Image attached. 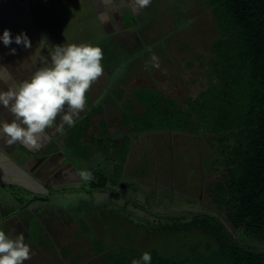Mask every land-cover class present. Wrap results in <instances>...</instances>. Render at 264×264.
I'll list each match as a JSON object with an SVG mask.
<instances>
[{
	"label": "crops",
	"instance_id": "obj_1",
	"mask_svg": "<svg viewBox=\"0 0 264 264\" xmlns=\"http://www.w3.org/2000/svg\"><path fill=\"white\" fill-rule=\"evenodd\" d=\"M183 2L152 0L150 6L139 9L134 0H0V37L5 29L10 30L13 41L15 36L24 32L32 44L31 49H25L15 42L5 47L0 40V80L7 78L10 73L14 79L9 84H14L30 78L36 68L47 66L46 61L42 62L39 58L34 64L29 60L37 47L42 48L41 56L48 59L53 46L73 43H91L101 47L104 54V74L88 92L87 106L74 127L65 126L62 132H57L55 126L47 129L40 146L35 149L20 143L9 147L6 138H0V229L9 224V230L15 232L22 229L24 236H30L32 218L36 215L45 217L48 213V210L37 205L50 202L54 184L73 182V179L83 183L77 170L89 163L95 162V171H99L100 164H107L110 168L119 165L117 158L121 156L120 151L115 149L112 142L131 138V131L133 135L138 134L134 131L136 125L125 120V111L129 109L131 112L130 105L134 106L131 114L133 118L136 114L146 115L149 111V99H138V91L142 94L146 88L166 85L164 91L175 98L177 107L183 110L191 108L187 104V97L194 101V96L179 98L174 96V92L178 87H185L186 76H194L195 73L185 70L176 77L185 78L181 83L179 78L175 80V77H171L169 71L155 70L152 65L154 61L165 60L166 68L173 66L170 62L172 52L173 56L185 58L191 55L184 37L177 35L179 30L184 31L186 26L194 23L201 3L199 0H189L184 11L179 12L176 7ZM169 20L172 23L171 34H155L159 29L163 31V28L168 27ZM10 48L16 49L15 55L9 54ZM189 82L192 81L188 80L192 86L193 83ZM0 90H7L3 81H0ZM188 91L194 94L195 89ZM0 116L8 122L14 118L2 105ZM103 126H106L107 135L100 139L90 135V145L81 137L87 133L85 127L92 128L89 132H98ZM80 129L86 132L82 133ZM153 133L140 134L151 140ZM205 135H201L202 143ZM76 137L82 138L85 143L77 144ZM82 146L88 147V154L79 151ZM131 155L129 153L128 160L123 163L121 182L127 181ZM93 178L94 174L87 182L92 183ZM120 187L117 186L118 189ZM23 194L32 195L34 200L25 202Z\"/></svg>",
	"mask_w": 264,
	"mask_h": 264
},
{
	"label": "rangeland",
	"instance_id": "obj_2",
	"mask_svg": "<svg viewBox=\"0 0 264 264\" xmlns=\"http://www.w3.org/2000/svg\"><path fill=\"white\" fill-rule=\"evenodd\" d=\"M188 2L189 0H184L183 3H179L176 10L183 12ZM199 2L201 3L200 16L198 14L194 23L186 26L184 31L179 30L177 35V37H184L185 45L190 49L191 55L185 58L173 56L172 52L170 61L172 68H166L165 60L154 61L152 64L155 70H166V73L170 72L169 75L175 77V80L179 78L181 83L185 78H176L178 75H182L188 69L189 72L195 73L194 76H186L185 87H178L174 92V96L179 98L186 95L194 96V101L187 97V104L195 108V115L189 116L191 111L189 108L183 110L177 107L175 98L164 91L166 85L160 88H146L142 94L138 91V99L140 97L149 99V111L146 115L136 114L134 118L131 115L134 106L130 105L131 112L129 109L125 111V120L136 125L134 131L138 134L133 135L134 132L131 131V138L123 136L125 138L121 141L112 142L115 149L120 151L121 156L117 158L119 165L110 168L107 164H100L99 171H95L94 162L80 168V170L90 171L94 176L111 174L112 178L117 179L119 176L123 177L121 171H123L124 162L121 157L127 158L131 153L132 163L129 174L127 173L128 176H126V180L129 179V187L120 188L117 192H120L121 196H117L116 193L104 190L91 191L93 184L87 181L80 183L79 180L73 179V182L63 181L54 184L50 204L37 205L48 210V213L45 217L40 215L39 218L36 215V218H32L30 236H24V242L28 243L31 249V259L24 264H72V260L78 257L84 264L89 260L90 246L96 240L105 241L110 249L117 248L118 244L112 245L109 240L123 241L125 232L120 229V218L124 217L127 221L145 219L148 213H143L142 207L157 215L189 216L197 213H217L211 210L210 203L217 201V194L216 192L214 194L211 188L213 186L216 190L219 186L217 179L219 176L215 174L209 177L208 174L216 173L227 166L226 161L222 160L223 153L220 149L226 140L230 147L233 137L228 136L227 133L216 134L213 130L209 132L206 125L198 124L203 121L198 118L200 99L202 101L208 96L213 98L220 89L216 77L213 76L215 39L220 38V28L214 20L216 14L211 1L199 0ZM171 27L170 21L168 27L163 28V31L159 29L155 34L160 35L166 32L171 34ZM188 80L192 81L189 82L193 83L192 86L188 84ZM191 89H195L194 94L188 91ZM91 129L85 127L87 133L84 136L81 135L89 143L88 145L92 138L90 135L97 139L107 135L106 126L98 132H89ZM178 130L180 133H168ZM80 131L86 132L82 129ZM142 132H154L152 139L140 134ZM203 133L206 135L202 143L200 139ZM82 138L76 137L77 144L85 143ZM88 150L85 146L79 149L82 154H88ZM109 185L117 187L116 183H109ZM202 188L204 193H201ZM199 193L202 200L197 198ZM23 197L25 202L34 200V197L29 194ZM111 217H114L115 221H112L114 227H111L109 232L107 228L111 226ZM219 217L222 218L221 215ZM2 230L13 238L23 234L22 229L15 232L9 230V224H6ZM233 236L238 239L236 232H233ZM240 240L244 244L264 248L262 245Z\"/></svg>",
	"mask_w": 264,
	"mask_h": 264
},
{
	"label": "trees",
	"instance_id": "obj_3",
	"mask_svg": "<svg viewBox=\"0 0 264 264\" xmlns=\"http://www.w3.org/2000/svg\"><path fill=\"white\" fill-rule=\"evenodd\" d=\"M210 1L220 28L213 67L220 89L213 98L200 99L198 118L203 121L198 124L233 137L230 147L226 140L220 149L227 166L216 172L219 186L211 188L217 194L211 210L217 213L157 215L142 207L145 219L118 217L123 241L108 239L117 248L96 240L84 264H131L144 252L151 254V264H264V248L240 240L264 246V0ZM190 109L191 117L195 108ZM121 178L95 175L91 190L121 196L109 185L129 187ZM80 261L75 258L72 264Z\"/></svg>",
	"mask_w": 264,
	"mask_h": 264
},
{
	"label": "clouds",
	"instance_id": "obj_4",
	"mask_svg": "<svg viewBox=\"0 0 264 264\" xmlns=\"http://www.w3.org/2000/svg\"><path fill=\"white\" fill-rule=\"evenodd\" d=\"M152 0H134L139 9L150 6ZM3 45L13 42L31 49L32 44L26 33L15 36L5 29L2 37ZM42 48L37 47L29 60L36 62L39 58L46 61L47 66L36 68L30 78L9 84L14 78L9 76L3 80L7 90H0V105L14 118L11 122L0 116V138H6L11 147L17 143L35 149L40 146L46 130L56 127L62 132L65 126L74 127L80 113L87 106V94L92 85L104 74L103 50L91 43L63 44L53 46L50 59L41 56ZM10 55L16 54L10 48ZM57 120L59 123L57 124ZM78 176L83 181L92 179L88 170H80ZM23 234L10 237L0 229V264H24L31 259V249L25 242ZM151 254L144 252L140 260H132L131 264H151Z\"/></svg>",
	"mask_w": 264,
	"mask_h": 264
}]
</instances>
